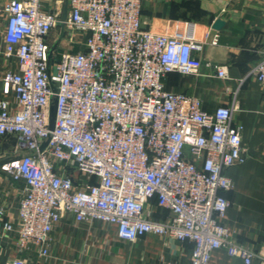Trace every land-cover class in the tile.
I'll list each match as a JSON object with an SVG mask.
<instances>
[{
    "label": "built area",
    "instance_id": "1",
    "mask_svg": "<svg viewBox=\"0 0 264 264\" xmlns=\"http://www.w3.org/2000/svg\"><path fill=\"white\" fill-rule=\"evenodd\" d=\"M143 8L144 0H68L57 38L58 2L46 9L44 0H7L0 10L5 56L20 69L3 76L17 108L0 101V169L26 184L17 222L2 226L17 232L20 255L4 264H38L23 256L32 249L47 259L52 232L69 216L115 225L126 242L147 234L191 242L190 264H210L216 249L244 264L258 256L224 223L223 192L234 187L226 170L246 160L242 127L234 125L237 93L232 105L208 111L198 96L165 85L172 73L200 76V54L219 34L147 30ZM208 65L213 77L230 79L227 66ZM249 75L264 85V53ZM153 200L167 219L151 217ZM5 213L0 206V219Z\"/></svg>",
    "mask_w": 264,
    "mask_h": 264
},
{
    "label": "crops",
    "instance_id": "2",
    "mask_svg": "<svg viewBox=\"0 0 264 264\" xmlns=\"http://www.w3.org/2000/svg\"><path fill=\"white\" fill-rule=\"evenodd\" d=\"M6 2L0 0V10ZM56 2L63 8L66 0H44V6L52 9ZM217 19L225 22L221 30L213 28ZM4 26L0 16V101L6 99L17 108L14 92H7L3 82L7 71H20L17 58L5 56ZM142 26L197 38L210 28L219 34L218 45L209 44L200 54V76L172 73L165 85L170 91L198 96L208 111L232 105L237 93L234 125L242 127L246 160L226 170L234 187L223 192L230 202L224 223L236 241L258 254L253 264H264V85L249 75L264 53V0H144ZM209 63L227 66L230 79L213 77L215 71ZM25 186L0 169V206L6 209L0 219V264L20 255L17 232L3 233L2 226L3 221L17 222ZM148 211L158 221L170 215L156 200ZM192 250L191 242L153 234L122 241L115 225L76 222L69 216L52 232L47 259L33 249L23 256L38 264H190ZM210 264H244V260L216 249Z\"/></svg>",
    "mask_w": 264,
    "mask_h": 264
},
{
    "label": "water",
    "instance_id": "3",
    "mask_svg": "<svg viewBox=\"0 0 264 264\" xmlns=\"http://www.w3.org/2000/svg\"><path fill=\"white\" fill-rule=\"evenodd\" d=\"M67 16H68V0H66L65 4H64V7H63V11H62V17H61V21L59 22L58 26L61 30H64L65 28V21L67 19ZM225 26V22L222 20V19H217L215 21V23L213 24V28L216 29V30H221L223 27ZM56 49V44L52 46L50 52H49V57L51 58L52 57V54L54 52V50ZM53 90L54 92H57V88L56 87H53ZM57 97L54 96L52 98V101H51V105H50V118H49V128L51 131L54 130L55 128V124H56V118H57ZM48 140H46L42 146H41V149L43 150L47 144H48Z\"/></svg>",
    "mask_w": 264,
    "mask_h": 264
},
{
    "label": "rangeland",
    "instance_id": "4",
    "mask_svg": "<svg viewBox=\"0 0 264 264\" xmlns=\"http://www.w3.org/2000/svg\"><path fill=\"white\" fill-rule=\"evenodd\" d=\"M60 33H61V29H60V28L56 29V30L53 32V37H54V38H57V37L60 35ZM74 49H78V48L75 47Z\"/></svg>",
    "mask_w": 264,
    "mask_h": 264
}]
</instances>
